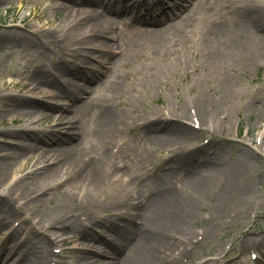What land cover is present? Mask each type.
<instances>
[{
    "label": "rangeland",
    "instance_id": "rangeland-1",
    "mask_svg": "<svg viewBox=\"0 0 264 264\" xmlns=\"http://www.w3.org/2000/svg\"><path fill=\"white\" fill-rule=\"evenodd\" d=\"M5 1L7 3L0 7V95L23 97L21 99H26L32 107L49 105L50 103L40 95H33L30 99H34L30 100L27 90L22 89L20 85H10L6 82L7 78H13L14 83L24 84L28 82L27 78L32 79L37 74L34 70H38L40 62L47 66L50 61L57 62L55 56L51 55L49 60L46 55L37 56L34 53L38 48L33 42L30 46L28 45V43L30 44L28 39L36 38L34 33H48V42L57 49L77 46V42L82 39L85 41H80V46L85 45L86 41L96 40L95 37L87 40L86 36H90L91 33L82 36V29H78L82 22L90 28L92 17H85L86 21H83V14H80V17H75L71 8L66 7L65 12L53 6L47 8L48 2L46 1L40 3L35 1L28 3L26 0L22 3L17 0ZM55 3H57L56 0ZM34 4H36V8L32 7ZM193 5L197 10L191 9ZM252 5L253 8L248 9ZM261 5H264V0H194L184 12L187 17L184 21L186 26L185 24L182 26L180 18L172 26L174 29L182 26L181 31L187 35L194 31V34L190 35L188 44L180 43L176 39L178 37L176 33H174V37L171 34L163 36L161 41L163 47L156 46L153 43L154 39L147 34L128 33L135 28L133 17L119 19L115 22L113 25L115 35L112 39L107 40L106 37H101L102 39L99 41L110 45V48L104 47L106 50L105 54L101 55V59H111V62L110 66L107 64L108 69L106 67L102 70V74H99L101 69L97 68L93 84L97 88L83 109L78 112V129L81 130L80 135H82L81 148L90 157L96 156L103 149H110L111 146L105 143V138L101 133V121L98 114V109L107 105L114 116L118 118V123L112 129V133H116L113 137L116 140L113 143L119 139L126 142L127 150L124 155H121V159L127 158L128 163L126 159V161L122 159V163L119 165L120 174L125 182L110 185L103 189L100 196L98 195V199L95 200L97 201L95 208L98 207L97 213L106 203L111 205L113 211L128 204L130 202L129 194L135 188L129 184L131 181L144 186L145 190L150 189V192L146 193L150 194L155 187L151 177L159 173L158 164L166 165L168 163L167 158L171 156L173 148L181 149L185 153L191 149V152L196 153V156L198 154L206 155L208 150L204 149L203 142L211 140L208 147L211 149L209 152H212V158L205 157V159L209 161L214 159L213 164L207 162L196 165L198 168H195L198 173L201 172V175L208 177L207 180L200 179L204 185L202 190L185 181L184 177L182 180L180 174L174 175L175 179L168 178L167 171H164V175L163 172L159 174V177L162 178L157 181L156 185L158 184L160 187L166 181L169 186H175L178 197L182 196L191 202L195 207V225L191 227V230L196 233H201L208 226L201 223V220L209 218L216 209H219V201L225 186L230 185L228 194L231 203L226 208L227 214L232 213L230 210L235 206V203L244 208L243 202L247 198V194L240 195L238 190L242 187L250 188V191H253L252 195L258 198L255 201L263 206L259 210L260 217H257L255 222L264 227V178L258 176L252 178L250 174L253 173L252 169L264 171V149L261 148V145L254 143L256 136L264 131V56L259 59L263 64L261 69H257L255 66L240 65L242 62L225 61L214 64L206 57L208 50H212L219 42H224L230 37L232 23L238 20L247 9L246 12H254L257 8L261 10ZM88 6L84 5L83 8L86 9ZM74 20L76 21L74 22ZM215 22L218 25L213 24ZM211 28L221 29V33L222 31L224 33L213 42H209L205 38L194 41L199 36L198 32L208 31ZM13 35L22 37L23 41L21 43L14 42ZM187 39L188 37L185 40L187 41ZM255 42L264 43V38L255 36ZM102 43L98 42V45ZM200 63L203 65L202 69L201 66H197ZM227 65H237V71H230L226 80L221 81L219 71L223 72L221 67ZM46 68L44 67V69ZM88 68L91 67L87 66ZM62 76L63 73L58 72L57 77L62 79ZM222 76L220 75V77ZM223 83L229 85L230 91L222 90ZM201 99H207L211 104L206 105L202 112L197 110V117L194 114V120L190 119L189 103L195 106ZM0 108L5 109L1 105ZM42 108L39 109L42 112L38 116L42 120L38 124H30V126L40 127V129L49 128L53 118L52 120L46 119L45 116L53 114V112L45 113V108ZM181 109L184 112L183 115L186 114L190 121L188 118L178 121L183 127L189 129V133L192 135L184 137L172 134L168 138L166 135L161 139L152 140V148H149L148 141H144L135 126L150 120L152 115L164 119L180 117ZM209 119H214L216 127L221 128L219 133L206 130L207 128L202 126L204 121ZM11 121L12 117L7 116L5 122L0 125V129L16 131L21 130L25 124L23 119L18 121L20 123L11 124ZM222 128L228 130L229 135L223 134ZM245 129L247 130L246 135ZM61 132L63 133V130ZM17 136L19 137L15 140L26 142L20 139L21 133H18ZM31 137L38 139L34 135ZM14 138L13 135H9V137L0 135V153L11 150L8 145ZM262 138V143H264V134ZM102 143H105L104 148L101 146ZM14 148L16 147L12 146V150ZM26 150L22 152L23 156H20V162L24 164L22 169H18L20 177L32 169L36 158L43 156L40 150L32 149L28 153ZM246 150L248 153L245 152ZM87 155L86 157H88ZM247 162L250 163L248 167L246 166ZM43 163L45 164V161ZM123 164H126V167ZM251 164L254 166L251 167ZM170 166L166 165L165 169L170 170ZM18 170L8 174V179H11L14 174L18 175ZM68 179H62L63 183ZM56 193V191L53 192L52 197ZM82 193L83 190L80 192V197H70L71 201L80 200L83 196ZM0 194H6V189H3L2 193L0 191ZM52 199L46 203V207L49 209L54 206V201L59 197L55 195ZM7 202V205L12 208L18 205L15 200ZM119 211L123 212L124 210ZM255 214L253 211H246L244 215L248 220L242 223V226L232 227L228 232L213 230L216 234L219 233V236L215 237V234L210 244L188 257L183 264H196L202 257L221 250L222 252L226 251L227 248L220 247L224 246L234 234H239L244 227L247 229L253 218L250 219L249 216ZM26 215L21 214L17 220L24 221ZM28 216L30 219V215ZM28 222L25 220L23 227L30 231ZM7 228L0 230V247L5 241ZM238 229L240 230L238 231ZM194 231L188 239L193 238ZM197 237L199 235L196 234ZM63 238H68V240L64 242ZM75 239H77L75 231H66L53 242V245H61V247L67 243L61 250L60 264L68 262L76 264L75 257L71 253ZM31 244L35 245L34 241ZM31 264L37 263L34 261Z\"/></svg>",
    "mask_w": 264,
    "mask_h": 264
},
{
    "label": "bare ground",
    "instance_id": "bare-ground-1",
    "mask_svg": "<svg viewBox=\"0 0 264 264\" xmlns=\"http://www.w3.org/2000/svg\"><path fill=\"white\" fill-rule=\"evenodd\" d=\"M193 1L181 0L178 4L166 8L169 15L164 14V18L152 21L156 18L153 15L162 14L163 1L160 3V0H157L151 3L150 0H90V5L94 8L84 12L78 9L77 15L84 14L83 21H86L85 17H92L91 29L84 22L80 24L78 29H82V36L91 33L90 36H86L87 40L92 39L94 34L98 38H101L99 35L113 37L111 28L116 21L115 17L139 10L140 14L135 16V21L141 25L136 33L147 34L154 39L153 43L156 46L163 47L161 41L166 34H171L173 37L174 33L178 34L176 38L179 41L186 37L187 34L181 31L182 26L184 24L186 26L184 21L187 17L184 12L191 6ZM61 2L63 5H59L60 10L65 12L63 8L67 6L68 0H62ZM6 3L7 1L0 0V7ZM260 7L261 10L257 8L254 12H246L248 9H252L253 5L248 7L245 13L232 23L230 37L206 52L207 59L214 64L227 61L230 63L242 62L240 65L244 66L260 65L259 59L264 56V43L255 42V36L264 38V5ZM191 9L197 10L194 5ZM125 18H128V16H125ZM179 18L182 26L174 29L172 26ZM155 24L160 25V27L153 29L152 26ZM213 24L218 25L217 22ZM97 32L99 35H97ZM223 33L224 31L221 33V29L211 28L208 31L198 32V35L202 39L205 38L207 41L213 42ZM48 37V33L38 32L36 38L28 39V42H30L28 45L30 46L31 42L35 44L38 49L33 52L37 56L39 54L44 56L53 52L66 56V53L69 52L71 55H67L68 59H65V62H71L74 67L69 71L63 70L64 86L57 85V80L51 76V73H62L60 69H55L54 72L50 70L37 72L34 79L36 83L32 82L25 85V89H27L30 96L44 95L57 101V112L45 116L46 119L51 120L52 116H55V124L51 129L52 132H56L55 134L42 141L31 137L32 132L24 128L22 140L28 138L29 141L23 143L15 141L19 137L17 136L19 131L0 129V135L7 137L13 135L15 137L11 142L13 145H8L11 150L0 153V188L7 189L6 197L0 195V230L8 226H17V228H11L0 247V264H31L34 261L37 262L48 254V246L53 243L52 240L55 241L67 229H74L80 233L76 258L81 264L98 263L96 256H105L107 260L105 264H181L186 257L201 250L216 230H223L228 226L239 223L246 211H253L256 215L261 214L259 210L263 206L255 201L258 198H255L252 195L253 191L251 192L250 188L246 187L238 190L240 195L247 194V198L243 202L244 208L235 203V206L231 208L234 214H224L230 204L228 194L230 185H227L222 190L219 209H216L209 220L208 226L201 234V239L197 240L195 233L193 238L188 239L194 231L191 230L195 222L193 206L181 196L178 197L175 186H169L166 181L160 187L157 184L147 196L138 191L137 188L134 189L130 195V202L120 207L127 210L126 214H118L117 210L113 211L111 205L108 204L103 205L100 214L97 213L98 207L95 208L97 204L95 200L103 193L105 187L120 181V178L112 181L110 176L112 169H120L119 165L122 163L120 154H123V150L118 147V150L113 153L103 149L94 157H86L82 153V135H80L79 120L76 117L79 99L72 96L76 93L75 88H77L79 80H85V91L90 90L94 80L92 74H88L82 66L75 65V62L78 61L81 65L85 64L87 66V61L94 50L79 47H67L65 49L54 47L51 50ZM12 39L14 42L21 43L23 41L22 37H16L15 35ZM79 42H77V46L80 45ZM85 44L93 46L92 49H97L100 55L102 54L99 47L95 46V40L92 39V42L86 41ZM102 44L104 45L103 48H110V45ZM39 48L43 49L40 51ZM106 63L110 65L109 60L102 61L101 65ZM236 66L221 67L223 76H219L220 80L225 81L230 71H237ZM222 90L224 92L230 91L229 85L223 83ZM209 104H211L209 100L201 99L195 106H192L196 117L198 115L197 110L202 112L205 106ZM0 105L5 108H0V125L5 122L7 116L12 117L11 124L20 123L18 121L23 119L25 120L24 125L28 127L30 124H38L42 120L38 118L42 112L39 110L40 106L32 107L19 97L0 95ZM54 109L48 107V110ZM98 114L101 121V132L106 136L111 128L117 124L118 118L114 116L107 105L101 106L98 109ZM183 114L184 112L181 109L180 117L175 119H187L186 114ZM154 118H156L155 115H152V119ZM148 125L144 126L147 129L144 132V137L148 141V145H151L152 140L161 139L163 136V134L154 135L155 133L173 135L175 133H185V128L171 119L154 120L149 122ZM202 126L211 132L219 133L221 131V128H217L216 123L214 124V119L204 121ZM61 127L65 128V130L61 129L64 130V134L60 133V130L58 131V128ZM68 128L71 130L69 133H67L68 130L66 131ZM223 130V134L229 135L228 130L225 128ZM27 134L29 136L25 137ZM262 137L260 136V142L263 141ZM116 144L121 145V142H116ZM261 145L264 147V143H261ZM12 146L16 148L12 150ZM101 146L104 148V143ZM32 149L40 150L43 156L36 158L32 169L26 175L18 178L13 177V181L15 180L13 183L8 181V174L24 167V164L20 162V156H23L22 152L24 150L31 152ZM245 152L248 153L247 150ZM43 161H45V164ZM249 164L247 162L246 166ZM19 172L18 170V175H20ZM252 172L255 176L264 178V171L252 169ZM200 173L195 168L184 170V174L191 178L187 180L193 181L194 185L202 190L204 185L200 179L207 180L208 177ZM253 174L251 173L252 177ZM64 178L69 179L63 183L62 179ZM82 190V198L71 201L70 197H80ZM55 191L57 192L55 195L59 199L55 200L54 206L49 209L46 207V203L53 200L52 198L55 195L52 197V193ZM11 200H15L18 205L14 208L9 207L7 201ZM21 214H27L26 217L30 215V219L26 218L29 223H32L30 231L22 228L20 220H17ZM116 220L122 222L116 224ZM96 227H99L103 234L112 232L115 241L105 245L103 236L93 231V228ZM30 233L31 235H29ZM249 235L244 234L239 238L233 237L230 243L232 246L239 244L242 246V250L248 247H255L258 250L259 245L264 241V236L257 240L249 237ZM22 237L24 238L20 240ZM31 241H34L35 245H31ZM95 245L105 248L107 246L108 251L105 254L101 253L94 247ZM260 257L263 258L264 255L260 254ZM243 261H245V258ZM248 263L250 262L248 261Z\"/></svg>",
    "mask_w": 264,
    "mask_h": 264
}]
</instances>
